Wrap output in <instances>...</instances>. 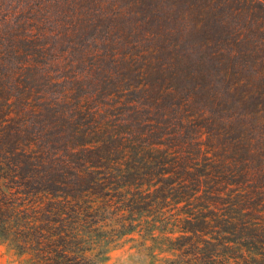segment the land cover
Masks as SVG:
<instances>
[{
	"label": "trees",
	"instance_id": "obj_1",
	"mask_svg": "<svg viewBox=\"0 0 264 264\" xmlns=\"http://www.w3.org/2000/svg\"><path fill=\"white\" fill-rule=\"evenodd\" d=\"M0 238L264 264V0H0Z\"/></svg>",
	"mask_w": 264,
	"mask_h": 264
},
{
	"label": "rangeland",
	"instance_id": "obj_2",
	"mask_svg": "<svg viewBox=\"0 0 264 264\" xmlns=\"http://www.w3.org/2000/svg\"><path fill=\"white\" fill-rule=\"evenodd\" d=\"M132 245V242H125L123 246L113 250L104 264H149L145 256L136 252ZM24 259L15 252L11 244L0 238V264H26Z\"/></svg>",
	"mask_w": 264,
	"mask_h": 264
}]
</instances>
